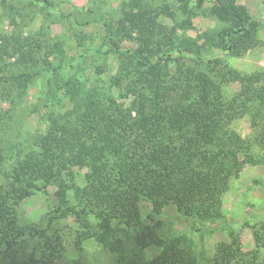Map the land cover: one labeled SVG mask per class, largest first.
Segmentation results:
<instances>
[{
  "label": "trees",
  "instance_id": "16d2710c",
  "mask_svg": "<svg viewBox=\"0 0 264 264\" xmlns=\"http://www.w3.org/2000/svg\"><path fill=\"white\" fill-rule=\"evenodd\" d=\"M198 1L212 3V15L223 23L205 33L203 44L180 37L177 31L162 36L137 13H128L117 26L106 23L108 42L121 59L119 74L109 85L62 75L69 64L61 39L46 51L40 39L6 40L8 44L1 50L18 52L27 68L15 78L13 96L21 97L19 85L29 80V71L33 75L52 71L57 84L55 88L52 78L46 100H51L50 107L62 108L49 116L35 146L12 157L8 181L0 183V264H14L16 259L7 260L10 251L30 234L20 224L18 206L35 191H46L52 185L58 187L61 197L72 191L75 203L69 211L86 226L94 215L97 230L91 237L105 247L112 246L109 235L114 229H129L136 231L137 246L161 248L147 264H199L188 236L164 238L158 223L152 222L170 203L193 222L215 223L225 218L223 196L232 178L244 168L241 154L249 157L251 149L236 133L211 134L203 126L222 108L235 117L237 112L256 107L255 93L264 92V74L245 76L222 56H202L207 44L228 56H240L259 46L261 39L259 23L247 6L237 0ZM190 3L181 0L180 4L187 15L180 27L186 30L193 28ZM123 38L136 39L137 48H123ZM21 77L25 79L21 81ZM236 81L241 82L242 90L227 98L225 86ZM117 87L125 89L126 96H135L130 105L119 102L113 91ZM66 99L68 107L63 109ZM254 116L263 121L261 110ZM4 117L0 112V121ZM5 160L0 147V166H5ZM80 162L89 168L85 185L73 182L70 176ZM142 199L153 204L149 222L143 217ZM261 238L262 233L258 241ZM63 249L61 236L52 235L23 262L54 264ZM207 264L264 261L259 249L245 251L234 240L219 244Z\"/></svg>",
  "mask_w": 264,
  "mask_h": 264
},
{
  "label": "rangeland",
  "instance_id": "374dc122",
  "mask_svg": "<svg viewBox=\"0 0 264 264\" xmlns=\"http://www.w3.org/2000/svg\"><path fill=\"white\" fill-rule=\"evenodd\" d=\"M237 1L247 6L258 21L261 44L240 56H228L224 51L207 44L202 50V56L207 59L222 56L245 76L264 74V0ZM180 4L181 0H0V112L5 115L0 121V147L2 155L6 157L5 166H0V183L8 181L6 173L13 161L12 157H20L37 144L39 136L48 125L49 116L53 111H60L61 107H50L51 100H46L52 78L55 88L57 84L52 71L41 70L37 75L29 71V80L19 85L21 97L13 96L16 90L15 78L26 72L27 68L18 52L14 54L13 50H1V47L8 44L7 39H40L43 51L61 39L65 41L69 64L61 70L62 75L109 85L112 78L119 74L121 59L112 51L108 42L106 23L117 26L128 13H137L162 36H169L177 31L180 37H192L200 44L206 41V32L223 26L211 13L212 3L191 0L189 15L193 28H181L180 24L187 15L180 9ZM122 46L135 50L137 40L123 38ZM51 60L54 61V57ZM54 62L57 65L58 62ZM62 75L61 78H64ZM21 78V81L25 79ZM262 80L259 84L263 83ZM242 86L240 81L228 83L225 86L227 98L237 95ZM113 89L114 95L124 105H130L135 98L132 94L126 96L125 89ZM262 91L255 93L257 104L250 112H237V116L231 117L222 108L203 126L211 134L236 133L246 140V147L251 149L252 155L249 157L241 154L244 168L238 177L232 178L230 187L223 196L225 218L215 223L193 222L190 218L181 216L176 206L170 203L156 217L155 222L151 221L152 224L158 223V232L164 238L188 236L199 264H207L219 244L234 240L239 241L245 251L259 249L264 261ZM64 103L63 109L68 107V100ZM259 110L263 121L254 116ZM133 114L136 115L137 112ZM89 174L88 166L80 162L73 167L70 176L73 182L85 185ZM57 189L56 185H52L46 191L37 190L18 206L20 224L30 234L19 240L7 260L12 257L16 259L14 264H24L23 260L35 253L46 237L52 235H60L65 245V249L61 250V258L54 264H147L160 254L161 248L157 246H137L134 241L136 231L122 228L110 233L112 246L105 247L97 237H91L97 230L95 224L98 221L94 215L90 218L91 224L86 226L83 220L69 211L75 203L72 191L61 197L57 194ZM141 208L144 219L149 222L152 202L142 199ZM83 233L88 237H83ZM261 233L262 238L258 241Z\"/></svg>",
  "mask_w": 264,
  "mask_h": 264
}]
</instances>
